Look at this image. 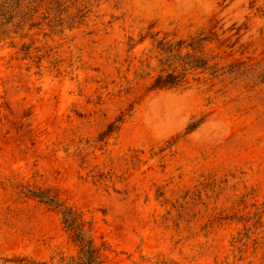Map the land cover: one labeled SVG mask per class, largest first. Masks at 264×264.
<instances>
[{
  "label": "rangeland",
  "instance_id": "rangeland-1",
  "mask_svg": "<svg viewBox=\"0 0 264 264\" xmlns=\"http://www.w3.org/2000/svg\"><path fill=\"white\" fill-rule=\"evenodd\" d=\"M0 264H264V0L24 1Z\"/></svg>",
  "mask_w": 264,
  "mask_h": 264
},
{
  "label": "trees",
  "instance_id": "trees-1",
  "mask_svg": "<svg viewBox=\"0 0 264 264\" xmlns=\"http://www.w3.org/2000/svg\"><path fill=\"white\" fill-rule=\"evenodd\" d=\"M27 0H5L3 5L0 7V32L3 31L4 27H7L12 23L14 15L17 12L19 6ZM32 1V0H30ZM170 59H166V62ZM191 63L194 67H199L206 69V63H202V66H198L196 60L192 59ZM182 77L174 74H167L166 76H158L155 79L154 88H174L178 86L181 82ZM47 202L53 203V200L48 199ZM77 217L74 213L68 212L65 214V221L70 226L73 227L76 223Z\"/></svg>",
  "mask_w": 264,
  "mask_h": 264
}]
</instances>
